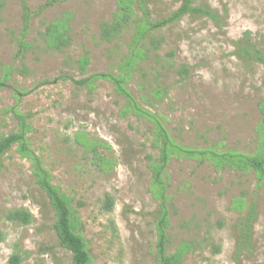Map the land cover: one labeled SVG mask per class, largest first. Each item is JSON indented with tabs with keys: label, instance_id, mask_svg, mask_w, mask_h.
<instances>
[{
	"label": "rangeland",
	"instance_id": "374dc122",
	"mask_svg": "<svg viewBox=\"0 0 264 264\" xmlns=\"http://www.w3.org/2000/svg\"><path fill=\"white\" fill-rule=\"evenodd\" d=\"M48 1L27 3L35 11ZM144 1L150 19L157 21L181 0ZM194 1L219 20L188 16L139 41L134 20L142 12L135 6L125 30L105 41L102 23L116 14V0H55L31 20L29 48L16 59L20 3L3 0L0 80L7 81L0 90V138L24 131L26 152L14 145L2 158L0 264H9L14 254L22 257L21 264H71L54 229V211L37 184L35 161L68 200L90 264H158L160 202L150 165L160 155L155 124L129 111L110 82L78 83L100 73L129 74L126 88L139 105L176 145L196 151L191 158L171 155L162 173L167 252L188 245L179 264H264V181L220 158L256 155L262 140L264 66L241 61L233 52L245 32L264 52V0ZM56 20L68 24L72 37L62 51L47 49L43 40L45 28ZM151 39L160 43L158 49ZM135 49L146 56L134 59ZM84 54L88 62L82 68ZM182 66L186 74H180ZM249 204L256 209L252 241L237 252V224ZM12 209L27 210L31 224L7 221Z\"/></svg>",
	"mask_w": 264,
	"mask_h": 264
},
{
	"label": "trees",
	"instance_id": "16d2710c",
	"mask_svg": "<svg viewBox=\"0 0 264 264\" xmlns=\"http://www.w3.org/2000/svg\"><path fill=\"white\" fill-rule=\"evenodd\" d=\"M55 0H50L44 5L33 11L27 0H19L21 8V27L19 34L14 36L16 44V59H20L24 52L29 48L26 41L29 34L31 20L40 14L44 9L51 6ZM117 12L109 22H103L101 28V37L105 41H110L112 37H118L125 28L130 24L132 16H134V7L137 6L142 12V15L135 18V34L136 40H141L148 36L153 31L160 30L166 26L180 22L183 18L193 16L196 18L206 17L214 22L219 20L215 12L210 10L208 6L197 5L194 0H181L179 7L169 16L157 21L150 19V13L146 7L144 0H116ZM4 6L3 0H0V12ZM43 40L46 48L49 50L62 51L68 48L72 43V37L69 34V26L65 21L56 20L51 22L43 33ZM151 44L154 49H158L160 43L155 39H151ZM235 51L233 55L244 62H253L264 66V52L251 38L250 32H245L241 38L234 43ZM145 51L135 49L133 52L134 59L145 57ZM88 55L84 54L79 64L82 68L87 65ZM131 64V61L128 62ZM187 68L182 66L180 74H186ZM129 74H112L100 73L92 75L78 82L79 84L89 85L90 81L95 79L105 80L110 82L115 92L122 96L127 105V109L137 116L149 119L155 124L156 140L160 143V155L156 163H151L152 170V185L155 187L154 196L159 199V215L155 223L156 232V256L158 264H179L183 253L187 251L188 245H184L175 253H168L169 238L167 229L169 227V216L167 209L168 196L165 193L164 183L162 182V173L165 171L170 156L173 154H182L186 157H193L196 151L186 149L176 145L166 130L163 128L158 119L149 111L143 109L139 103L134 99L131 93L126 88L129 80ZM7 77L0 80V90L5 88ZM260 113L262 115L259 133L262 140L259 144L256 155L240 154L237 156L225 153L221 154V160L225 163H235L240 168L246 171H253L257 177L258 182L264 181V100L260 105ZM14 145H19L22 152H26V138L24 131L11 133L0 138V168L2 158L7 151ZM202 156L207 155L206 151H197ZM34 174L37 177V184L44 191L49 200V204L54 211V229L57 234L59 244L71 254V264H90V255L87 250L86 243L82 236L76 232V227L73 222L72 211L70 209L66 197L51 184V179L48 172L43 169L38 161H35ZM106 207L111 209L113 201L111 197L106 198ZM237 205H242V201H238ZM5 219L11 223H17L27 226L32 222V215L25 209H12L7 211ZM256 220V209L254 204H249L246 214L240 218L237 224L238 238L236 241V251L242 252L248 249L252 241L253 225ZM3 240V234L0 231V242ZM22 257L14 254L9 259V264H21ZM36 264H43L42 260H38Z\"/></svg>",
	"mask_w": 264,
	"mask_h": 264
}]
</instances>
